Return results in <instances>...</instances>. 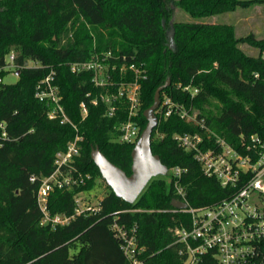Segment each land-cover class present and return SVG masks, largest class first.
Here are the masks:
<instances>
[{
  "label": "trees",
  "instance_id": "16d2710c",
  "mask_svg": "<svg viewBox=\"0 0 264 264\" xmlns=\"http://www.w3.org/2000/svg\"><path fill=\"white\" fill-rule=\"evenodd\" d=\"M263 3L0 0V264H131L111 230L115 220L138 227L139 243L146 248L144 264H184L174 244V229L188 218L158 212L172 209L176 196L168 175L153 178L134 204L118 198L107 185L109 192L98 215L77 216L56 228L41 225L39 181L33 183L31 178L50 176L56 154L77 133L83 142L76 166L91 179L84 186L52 193L53 215H73L75 197L90 194L104 181L91 158L93 149L131 174L135 145L118 142L127 104H119L116 114L108 116V105L100 97L106 91L94 85L93 73L71 71L74 63L111 52L125 55L127 64H143L147 71L137 118L141 133L147 125L144 112L153 105L160 87H164L161 100L168 96L197 114L199 124L188 123L178 114L165 117L158 109L159 124L152 134V151L162 163L168 169L187 170L181 185L190 206H208L229 197L232 190L207 177L194 153L183 149L175 137L199 134L204 148L220 137L243 154L244 142L252 136L264 139V38L253 34L238 38L228 24L176 21L173 8L201 19ZM241 44L259 48V56L247 55ZM12 54H16L13 66L19 79L7 85L3 78L13 71L7 61ZM51 72L78 132L69 124L50 120L48 106L35 97L36 87ZM195 89L199 92L193 95ZM82 103L88 109L86 117Z\"/></svg>",
  "mask_w": 264,
  "mask_h": 264
},
{
  "label": "built area",
  "instance_id": "2783aa9c",
  "mask_svg": "<svg viewBox=\"0 0 264 264\" xmlns=\"http://www.w3.org/2000/svg\"><path fill=\"white\" fill-rule=\"evenodd\" d=\"M15 58V54L10 55L9 68L14 67ZM126 60L125 55L115 56L109 52L74 63L71 71L93 73L94 85L106 91L100 97L108 105V116L116 114L119 104H127L128 116L119 128L118 142L135 145L141 135L137 118L141 107V82L147 78V71L143 64H127ZM184 90L191 89L185 87ZM198 92L195 89L193 95ZM35 97L48 106L50 120L69 124L78 132L62 104L59 89L54 85V72L38 84ZM80 108L82 116L86 117V103H82ZM159 110L165 117L178 114L188 123L199 124L196 113L191 114L190 110L175 104L168 96L161 100ZM3 136L6 137V133ZM175 138L183 149L194 153L207 177L232 190L229 197L215 204L195 208L188 203L187 192L181 185L187 170L181 167L168 170L169 180L174 182L176 190L174 200L186 203L187 207H172L158 212L187 216L188 219H181L174 229V244L178 245L184 264H264V139L252 136L249 142H244L246 153L243 154L220 137H216L214 145L208 148H204V138L199 134L178 135ZM82 142L83 136L77 133L66 149L56 154L55 169L50 176L31 178L33 183L39 181L37 203L43 226H66L77 216H96L101 211L103 198L92 199L95 196L85 192L75 197L74 214L71 216L53 215L49 208L52 193L84 186L91 179L90 174L76 166ZM111 230L131 264H144L146 248L139 243L138 227L115 220Z\"/></svg>",
  "mask_w": 264,
  "mask_h": 264
},
{
  "label": "water",
  "instance_id": "95a60500",
  "mask_svg": "<svg viewBox=\"0 0 264 264\" xmlns=\"http://www.w3.org/2000/svg\"><path fill=\"white\" fill-rule=\"evenodd\" d=\"M163 88L160 87L156 91L153 105L144 112L147 125L132 150L130 175L110 162L98 148L91 152V158L98 167L102 179L118 198L129 204H134L138 200L153 178L168 175V167L152 151V134L159 124L156 113L160 107ZM171 206L180 209L187 207L186 203L178 200H172Z\"/></svg>",
  "mask_w": 264,
  "mask_h": 264
},
{
  "label": "rangeland",
  "instance_id": "374dc122",
  "mask_svg": "<svg viewBox=\"0 0 264 264\" xmlns=\"http://www.w3.org/2000/svg\"><path fill=\"white\" fill-rule=\"evenodd\" d=\"M173 6V3H171ZM174 19L176 21L182 22H201L208 24H228L235 28L236 37H245L247 35L253 34L257 39L264 38V3L257 4L249 8H237L234 11L218 14L210 17H205L201 19L193 18L187 12L174 7ZM241 49L249 56L258 57L260 50L257 47H253L248 44H241ZM16 55V54H15ZM264 56V53L262 54ZM8 63L11 64L10 59H7ZM13 71L8 73L3 78V83L7 85L16 84L18 82L19 76L17 72L12 68ZM109 189L105 181H102L94 187L90 192L93 197L92 199L103 198Z\"/></svg>",
  "mask_w": 264,
  "mask_h": 264
}]
</instances>
